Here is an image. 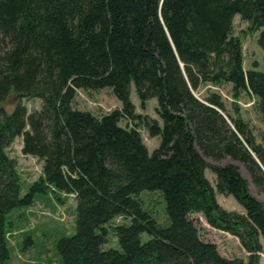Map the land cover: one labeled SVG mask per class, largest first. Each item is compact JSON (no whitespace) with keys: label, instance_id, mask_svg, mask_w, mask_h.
Masks as SVG:
<instances>
[{"label":"trees","instance_id":"obj_1","mask_svg":"<svg viewBox=\"0 0 264 264\" xmlns=\"http://www.w3.org/2000/svg\"><path fill=\"white\" fill-rule=\"evenodd\" d=\"M235 15L259 30L264 0H0V101L10 93L19 100L0 111V264L9 258L5 214L47 189L76 201L75 231L57 241L63 264H259L264 200L236 165L205 157L241 162L264 193V141L226 112L218 93L195 95L204 83H231L234 96L256 98L264 123V72L243 68ZM257 43L264 51V29ZM131 83L142 107L156 98L161 123L135 112ZM105 87L121 108L98 117L73 107L77 89ZM20 98H39L41 108L28 112ZM121 118H141L158 147L149 153ZM17 136L23 154L42 160L23 195L7 152ZM144 190L160 193L168 226L144 207ZM215 191L244 212L221 207ZM192 213L237 237L246 257L222 256L200 237ZM119 216L129 219L114 226L120 248L104 249L106 224Z\"/></svg>","mask_w":264,"mask_h":264},{"label":"rangeland","instance_id":"obj_2","mask_svg":"<svg viewBox=\"0 0 264 264\" xmlns=\"http://www.w3.org/2000/svg\"><path fill=\"white\" fill-rule=\"evenodd\" d=\"M259 30H252L250 23L235 15L233 19V28L231 34L237 36L241 41L243 54V68H255L264 72V51L257 43ZM257 65L254 67L253 62ZM216 92L221 96L226 112L233 117L243 119L257 142L264 141V123L256 109V98L246 91L239 92L238 96L233 95L231 83L224 82L220 84L204 83L195 91L198 98H203L209 92ZM130 99L135 106V112L141 117L148 116L161 123V119L156 112L157 100L150 98L142 107L135 91L133 83L130 85ZM18 98L10 93L4 100L0 101V111L10 113ZM20 101L27 108L28 112L38 111L41 108L39 98H20ZM73 107L80 110L90 111L95 116H102L114 109L121 108V102L115 97L108 87L99 90L77 89L73 99ZM119 124L123 127H133L140 131L143 143L148 152L151 153L158 147L159 136H150L141 118L131 120L121 118ZM22 137L17 136L7 147L10 157L15 160L16 169L20 174V195L28 191L30 184L37 180L41 175L42 160L32 155H25L21 151ZM209 164H227L236 165L241 175L248 181L249 191L259 200H264V193L260 192L244 167V165L229 157L220 160H214L205 157ZM205 176L210 183L215 185V175L207 168ZM56 196H60L57 199ZM139 198L144 207L153 211V216L157 222L166 227L170 220L165 210V202L158 191H141ZM215 198L218 204L226 210L244 212L243 206L234 199L232 195L219 193L215 191ZM76 201L72 194L65 195L54 193L51 189L44 192H38L34 195L33 202L29 206L16 207L5 214L6 229L8 231V249L9 258L3 264H63L57 249V241L63 237L71 235L75 231V211ZM190 217L195 220L199 229L200 237L203 240L214 242L222 256L225 257H246V252L239 244L238 238L222 230L211 227L200 213H192ZM129 219L119 216L106 224L108 229V240L103 245L104 249H119L117 235L114 226L120 223L128 222ZM141 238L146 240L148 235L141 234ZM30 239L26 244L25 240ZM262 243V252L260 253L259 264H264V237L260 236Z\"/></svg>","mask_w":264,"mask_h":264}]
</instances>
